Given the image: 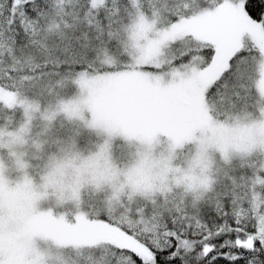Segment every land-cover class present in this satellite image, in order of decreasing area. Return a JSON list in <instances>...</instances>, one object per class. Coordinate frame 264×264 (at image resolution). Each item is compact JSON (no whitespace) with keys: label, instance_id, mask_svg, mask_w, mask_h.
<instances>
[{"label":"snow or ice","instance_id":"6c2138e0","mask_svg":"<svg viewBox=\"0 0 264 264\" xmlns=\"http://www.w3.org/2000/svg\"><path fill=\"white\" fill-rule=\"evenodd\" d=\"M0 0V264H264V0Z\"/></svg>","mask_w":264,"mask_h":264},{"label":"trees","instance_id":"16d2710c","mask_svg":"<svg viewBox=\"0 0 264 264\" xmlns=\"http://www.w3.org/2000/svg\"><path fill=\"white\" fill-rule=\"evenodd\" d=\"M260 10V0H254V3L252 6H250V11L255 16L259 13Z\"/></svg>","mask_w":264,"mask_h":264}]
</instances>
